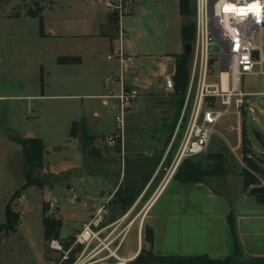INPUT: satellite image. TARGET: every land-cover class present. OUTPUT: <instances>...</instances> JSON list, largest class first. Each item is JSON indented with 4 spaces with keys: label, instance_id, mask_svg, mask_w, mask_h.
<instances>
[{
    "label": "rangeland",
    "instance_id": "1",
    "mask_svg": "<svg viewBox=\"0 0 264 264\" xmlns=\"http://www.w3.org/2000/svg\"><path fill=\"white\" fill-rule=\"evenodd\" d=\"M140 1L129 0L127 13L131 8H135ZM13 2L14 0H0V14L3 15L4 11L10 9ZM44 2L46 0H35L33 3L26 2L25 5L29 8H37L36 4H38V7L42 9ZM164 9L165 19L164 21L160 19L158 23L160 29H156L148 18L146 21L144 20L148 27L147 34L133 32L132 36L130 35V39L134 40L142 51L146 50L154 55H162L174 52L181 42V25L179 23L183 22L182 25H184L192 18L183 17L178 12L177 3L174 0H169ZM137 16H139V20L142 18L140 14ZM193 19L195 20V16ZM34 21L37 25L32 24L31 21L0 17V96L41 93L40 88H44L48 95L53 93L85 95L104 89L106 77L109 75L106 68L92 70L89 65L73 69L59 66L56 41L51 37H41L40 21L38 22L37 19ZM166 24H168L167 28ZM115 32L117 35V30ZM126 39L125 30V41ZM101 60L106 63L105 56L101 57ZM211 81L218 80L210 79ZM86 83L96 85V88L93 85H86ZM245 85L246 91L260 90L262 79L255 76L247 77ZM94 89L95 91H93ZM194 94L195 90L191 104ZM179 101L180 97L176 93L139 97L128 112V116L133 114L127 117L125 136L127 150L134 148L141 150V148L152 146L159 148L167 145L169 147ZM95 110L100 114L98 121L103 123L102 127L88 131V135L83 139L72 138L70 133L74 121L82 119L83 116L86 117L88 123L92 120L96 121L94 119ZM243 121L239 128L236 114L229 113L221 123L218 133L214 136L206 152L198 157L188 159L195 162H206L205 158L208 155L225 154L230 172L224 176L207 177L204 188L206 191H215L220 195L221 200L227 198L230 202L241 199L242 194L239 191L242 190V186L245 193L249 195L251 189L254 188L246 190L240 175L244 168L249 167L243 158L245 124L252 143L254 160L260 162L262 167V173H257V177L261 186H264V147L252 132L253 128L263 130L264 118L261 119V125L253 122L248 116L245 120L243 118ZM116 129L114 114L102 105L101 100H91L83 96L41 98L30 101L14 100L9 97L0 98V224L6 222L8 202L19 214L18 226H25L37 238V241L43 234L45 216L62 220L63 225L59 236L62 241L72 238L90 217L89 214L91 212L95 214L100 207L107 206L104 223L113 221L116 218L114 210L117 211L122 206L120 203L117 207L115 200L109 204L107 198L116 187L121 172L123 171L121 180V184H123L120 187L123 190L138 192L145 183L144 178L148 171L152 168L149 163H140L136 170L139 173V180L136 185L132 184V164L128 163L123 168L121 151L107 144L108 137L115 133ZM240 135H242V144L235 151ZM28 137H36L44 141L43 169L33 170L31 174L34 177L41 176L43 181L41 186L28 187L13 198V195L26 182L24 146L20 140ZM177 147L178 140L175 141L170 151L171 160L174 159ZM259 159L262 160L259 161ZM182 167L183 163L180 165V169ZM182 171L183 169L179 170V172ZM168 185L169 183L150 208L152 211L148 222L151 221L152 216L158 217L159 214H163V208L169 203V196L178 191V177ZM179 191L186 194L183 189ZM188 192L189 198L180 199L176 196L175 200H180L173 202V205L178 207L179 203L187 204L186 209L194 211L199 209V203H206L202 195L198 197L199 203L191 197L203 193L198 188L192 191L189 187ZM193 203H197L196 209L192 207ZM52 204L53 206H51ZM175 207L173 208L176 210ZM237 211V209L232 211L234 217ZM258 214L259 212L252 213V215H256L253 216L256 217L253 226L261 231L260 235L263 236L264 216ZM174 220L176 219L171 217L169 219L167 216L160 217L158 241L153 249L155 254L165 255L158 253L159 250L164 253L168 250H184L186 249L184 244H191L190 241L196 240V237L191 238L189 233L178 232L179 230L173 224ZM137 228L136 224L124 244L122 253L128 254L137 249ZM146 230L145 227L143 248L150 250L153 246L146 241ZM27 235L26 233L13 232L3 233L0 236V264H38L40 262L57 264L60 256L50 250L49 240L45 239L41 242L38 252L32 245L28 247L27 242L24 241ZM242 260L247 261L246 258H242Z\"/></svg>",
    "mask_w": 264,
    "mask_h": 264
},
{
    "label": "crops",
    "instance_id": "2",
    "mask_svg": "<svg viewBox=\"0 0 264 264\" xmlns=\"http://www.w3.org/2000/svg\"><path fill=\"white\" fill-rule=\"evenodd\" d=\"M34 1L35 0H14L10 6V9L4 11L3 15L0 14V17L10 20L31 21L32 24H36V21L34 20L37 19L39 22V18L27 16L26 11L29 7H26L25 5L26 2L33 3ZM174 1L177 3V10L180 13V0ZM106 2L107 0H46L42 7L45 35H41V37H51L56 41L58 46L57 54H59L57 60L61 56L81 58L80 64L60 65L57 61L59 66L73 69L82 68L86 67V65H89L92 70L106 68L109 75L106 77V85L104 86V89L100 90L99 92L95 91L94 89L93 91L95 92L87 93L85 95H59L56 93L48 95L45 93L44 88H40L41 93H24L23 95L16 94L10 96L2 95L0 98L9 97L14 100L18 99L30 101L41 98H77L83 96L91 100H101L102 105L107 107L109 110V105L114 103L115 100L107 99L106 96L110 90H112L114 94H118L120 85L119 83H111L107 81L110 76L119 75V66L115 60L108 58L111 51L118 45V36L116 35V32L110 23L109 14L105 6ZM168 3L169 0H141L138 5H134L135 8H131L130 12L127 13L124 18V27L127 35V39L123 44L124 50L127 54L134 57L132 67L129 68L125 73V85L137 89L140 93V97L149 95L162 96L164 94H168L166 90L165 75L167 72H172L176 62L175 55L183 52L184 44L182 40L174 52H168L162 55H154L149 53L150 51H142L134 42V40L130 39V35L132 36L133 32L147 34L148 27H146L145 21L148 18L153 26L156 27V29H160L158 23L160 22V19L164 21V8ZM15 11H19L21 15L19 17L11 16V14H13ZM138 14H140L142 17L140 20L138 19ZM179 24L181 25L180 28L182 30L183 22ZM167 27L168 24H166V28ZM104 56L106 58V63L101 60V57ZM87 84L93 85L86 83V85ZM94 87L96 88V85ZM132 114L133 113L130 115ZM98 118H100V114L95 110L94 119L96 121L93 122L92 120L90 123H88L85 116H83L80 120L74 121V123H77V127L74 131L76 136L71 137L75 139H83L88 135V131H92L96 127H102L103 123H100ZM29 138L31 137L26 139ZM172 148L170 146L168 147L167 145L159 148H155L153 146L145 147L141 148V150L138 148L127 150L128 148L125 145L124 147H115L116 150L118 149L121 151V164L123 168L126 167L128 163H131L133 166V185H136V182L139 180V173L136 170H138L137 168L139 167L140 163H149L152 165V168H150L151 170L148 171L147 176L144 178V187L142 186L138 192H135L134 190H123L122 187H120L123 184H121L123 171L121 172L119 181L116 183L114 190L109 194L107 201H109V204H111V202L117 199L116 195L118 191H121L124 195L131 196L133 202L125 211H119L121 208H118L117 211L113 209L116 213V218L114 220L132 209V214L134 216H138L135 225L137 224L138 227L140 222H142L144 228L150 227L153 230V249H155L158 241V222L160 217L167 216L169 219L170 217L174 218L176 220L173 221V224L179 230L177 231L180 233H189L191 234V238L196 237V240L190 241L191 244H184L186 246V249L184 250H168L166 253L159 250L157 251L158 253L165 255L206 254L213 258L225 259L226 257L233 255L235 251V241L231 231L229 217L231 215L233 216L232 211L237 209V214L235 217L233 216V219L236 224V233L241 245L243 258H264V234L261 236V231L255 229L253 226L255 223L254 221L256 220V217L253 216L256 215H252L254 212H259L258 215L263 217L264 204L259 202L256 196L252 195L251 193L250 195L245 193L243 186L242 190L239 191L242 194L241 199L230 202L227 198L221 200L220 195H218V193L213 190L206 191L204 188V185L206 186L205 181L194 183H186L182 181L178 174L180 165L183 162L179 165H177L175 162L177 149L175 150L174 159L171 160L169 155ZM191 158L193 157L188 159ZM176 177H178L179 183V185H177V193L175 192L169 196V203H167L165 208H163V214H159L158 217L156 215L152 216L151 221L148 222L150 212L152 211L150 208L158 199L166 185L168 183L170 185ZM189 187L192 191L195 190V188H198L203 192L205 189V192L198 193L199 195L196 194L194 195L195 197L191 196L195 199V201H197L198 197L201 195L203 196L204 200H206V203H199V200L197 201L199 203L198 210L188 211L186 209L187 204L182 205L179 203L178 207L173 205V202H176L177 200L179 201L183 198H189ZM182 189L186 194H183L181 191H179ZM176 196L180 199L175 200ZM196 206L197 203H193L192 207H195L196 209ZM106 207L105 210H107ZM173 207L177 209L175 210ZM92 214H94V212H91L89 216ZM15 232L28 234L24 238V241L27 242L28 247L32 245L35 250H38V252L41 242L46 239L45 230H43V234H41L39 241H37V238L34 237L25 226H17ZM44 263L45 262H40L38 264Z\"/></svg>",
    "mask_w": 264,
    "mask_h": 264
},
{
    "label": "built area",
    "instance_id": "3",
    "mask_svg": "<svg viewBox=\"0 0 264 264\" xmlns=\"http://www.w3.org/2000/svg\"><path fill=\"white\" fill-rule=\"evenodd\" d=\"M128 2L105 3L118 33V45L108 57L118 63L119 75L107 81L120 85L118 94L110 90L106 96L115 100L109 105L117 124L116 132L107 139L112 148L124 147L128 112L140 97L139 91L126 86L124 80L134 61L123 45ZM194 4L196 37L189 88L170 143L172 148L178 140L177 165L204 154L229 113L236 114L239 128L247 116L260 125L264 118V0H194ZM251 76L262 79L260 90H245V79ZM165 83L167 93H175L174 72L166 73ZM262 129L256 130L264 136ZM241 144L242 135L235 151ZM104 213L105 207H100L72 238L49 241L50 250L60 256L57 264H132L143 247V223L137 228V249L124 254L122 249L138 216H132L131 209L117 220L104 223Z\"/></svg>",
    "mask_w": 264,
    "mask_h": 264
},
{
    "label": "trees",
    "instance_id": "4",
    "mask_svg": "<svg viewBox=\"0 0 264 264\" xmlns=\"http://www.w3.org/2000/svg\"><path fill=\"white\" fill-rule=\"evenodd\" d=\"M37 8H28L26 11L27 16L39 18L40 20V32L41 35H45L44 31V19L42 16V9ZM180 13L183 17H191L190 21H186L182 26L181 34L183 44H194L196 37V25L195 20V4L194 0H180ZM21 13L15 11L11 16L19 17ZM109 20L113 29L117 30L116 22L109 16ZM193 54L188 55L183 51L180 54L175 55V65L172 72H174V81H175V93L180 97L179 109L176 117L174 127L172 128V134L174 133L176 126L178 124L182 107L185 101V97L189 88L190 82V66L192 63ZM58 63L60 65L68 64H80V57H68L61 56L58 58ZM77 127V123H74L72 126L71 136L75 137L74 131ZM171 134V136H172ZM243 158L244 161L248 164L249 167L244 168L240 175L243 177L244 187L248 190L251 187L261 186L260 180L257 177V173H262V167L260 162L254 160V155L252 154V143L249 138L248 130L246 124L244 125L243 130ZM20 142L24 146V167H25V177L26 182L14 195L17 197L25 189L31 186H41L43 181L41 176L34 177L32 176L33 170H42L44 165V151L45 145L42 139L40 138H29L22 139ZM206 162H195L186 159L183 162L182 172H179V176L182 181L186 183L194 182H204L207 177H216L227 175L230 170L227 164V157L223 153L211 154L206 156ZM262 159H259V161ZM180 169V170H181ZM122 192L118 191L116 197L118 199L121 196ZM123 196V197H122ZM120 199H116L117 206L121 203L122 210L125 211L132 204L133 199L129 195H122ZM259 202L264 204V195H255ZM123 203V204H122ZM19 214L12 208L11 203L8 202L6 206V222L0 224V236L4 234L13 233L16 231V227L19 225ZM229 223L231 231L235 241V251L231 256L226 257L225 259L213 258L209 255H159L153 252V247L150 250L143 248L139 256L132 262V264H264V258L256 259H247V261L242 260V250L241 245L238 240L236 233V224L231 215L229 217ZM63 225L61 219L52 218L45 216L44 218V230L45 238L47 240L59 239L60 230ZM147 235L146 241L150 242L153 246L154 242V232L150 227H146Z\"/></svg>",
    "mask_w": 264,
    "mask_h": 264
},
{
    "label": "water",
    "instance_id": "5",
    "mask_svg": "<svg viewBox=\"0 0 264 264\" xmlns=\"http://www.w3.org/2000/svg\"><path fill=\"white\" fill-rule=\"evenodd\" d=\"M184 51L186 54L191 55L193 54V44H186L184 45ZM257 53H255V57H257ZM253 135L257 138V140L260 142V144L264 147V136L263 134L256 130H252ZM250 193L252 195H264V186L254 187L251 189Z\"/></svg>",
    "mask_w": 264,
    "mask_h": 264
},
{
    "label": "bare ground",
    "instance_id": "6",
    "mask_svg": "<svg viewBox=\"0 0 264 264\" xmlns=\"http://www.w3.org/2000/svg\"><path fill=\"white\" fill-rule=\"evenodd\" d=\"M226 76H227V74L225 73V74H224V77L226 78ZM225 86H226V84H225Z\"/></svg>",
    "mask_w": 264,
    "mask_h": 264
}]
</instances>
